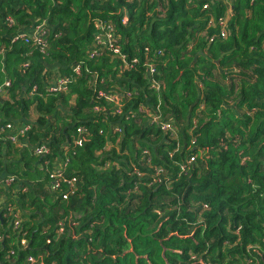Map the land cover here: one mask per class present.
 I'll return each instance as SVG.
<instances>
[{"label": "trees", "instance_id": "1", "mask_svg": "<svg viewBox=\"0 0 264 264\" xmlns=\"http://www.w3.org/2000/svg\"><path fill=\"white\" fill-rule=\"evenodd\" d=\"M6 81L0 264H264V0H0Z\"/></svg>", "mask_w": 264, "mask_h": 264}, {"label": "built area", "instance_id": "2", "mask_svg": "<svg viewBox=\"0 0 264 264\" xmlns=\"http://www.w3.org/2000/svg\"><path fill=\"white\" fill-rule=\"evenodd\" d=\"M204 7H206V6L204 5ZM10 21H11V19H10ZM218 24L221 27L219 35L221 37H224L225 36L226 19L224 17L219 18ZM98 28H99V31L96 32V35H95V44L96 45H100L102 43L105 44L106 47L111 48L115 53L118 54L120 59L122 61H124L125 60L124 54L120 52V49L117 45H114L112 26L105 24V23L103 24L101 22H98ZM43 34H44V29H43L42 24L34 27V29L32 30L33 41L36 44L40 45L41 47L44 44ZM21 35H23V34H21ZM95 52H96V49L93 51L92 55ZM147 67H148V72L152 73L153 68H154L153 65L147 64ZM74 71L78 72V67H75ZM68 82H69V78L66 76L56 77V78L51 80L50 85H49V90L50 91L66 90ZM8 84L9 83L6 81L2 85H0V91L2 90L3 87L8 86ZM152 87L158 88V83L154 80L152 81ZM100 95H103L106 99H110V100H112L114 98L113 95H109V94L100 93ZM96 109H98V108H96ZM150 121L155 122L159 126V128L162 130L163 133H170L171 136H174L176 131H177V127L173 123L172 120H163L160 117V115H152L150 118ZM29 127H30L29 125H22V126L15 127L11 123H7L4 126V128H0V132L3 129L9 130V131L12 130L13 134H11L10 138H11V140H15L19 134L23 135L29 129ZM115 130H118V128H116ZM77 132L81 133V129L77 128ZM80 142H81V140L78 139L77 143L80 144ZM47 152H48V149L46 148L45 145H40V146L36 147V149H35V153L37 155H43V154H46ZM192 161H194L193 157H191L189 159L188 163H191ZM182 169H184V166H182ZM60 171H61V169L57 168L55 170V172H53L50 175V177L53 179L52 184H51L52 190H55L60 185V183H59V178L61 177ZM161 173H162V171L160 169H155V174L159 176V179H157V180L162 179V177L160 176ZM12 179H13L12 177L7 179L5 181V184H9ZM154 181L158 182V181H156V179H154ZM67 183L70 185L67 192H72L73 191L72 185L74 183V178L67 180ZM67 192L62 195L63 198H67ZM16 217L17 216L15 215V219H16ZM18 225H19V222L16 219L13 226H14V228H16Z\"/></svg>", "mask_w": 264, "mask_h": 264}]
</instances>
